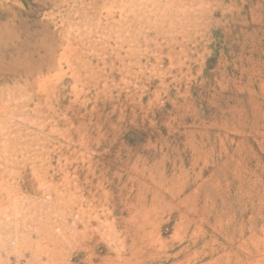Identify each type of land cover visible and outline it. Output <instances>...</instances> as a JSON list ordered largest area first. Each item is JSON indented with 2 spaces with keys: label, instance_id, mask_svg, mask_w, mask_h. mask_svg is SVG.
Returning <instances> with one entry per match:
<instances>
[{
  "label": "rangeland",
  "instance_id": "obj_1",
  "mask_svg": "<svg viewBox=\"0 0 264 264\" xmlns=\"http://www.w3.org/2000/svg\"><path fill=\"white\" fill-rule=\"evenodd\" d=\"M0 264H264V0H0Z\"/></svg>",
  "mask_w": 264,
  "mask_h": 264
}]
</instances>
